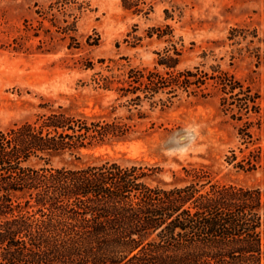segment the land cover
<instances>
[{"label": "trees", "instance_id": "obj_1", "mask_svg": "<svg viewBox=\"0 0 264 264\" xmlns=\"http://www.w3.org/2000/svg\"><path fill=\"white\" fill-rule=\"evenodd\" d=\"M73 4L56 0L38 10V26L26 23L33 36L44 20L72 12ZM135 7L123 0L125 10ZM69 16L73 22L63 21L61 29L68 49H79L69 36L77 17ZM154 35L171 43V50L156 53L163 72L105 74L79 62L93 72L95 90L115 95L108 115L44 104L33 120L0 130V264H264V190L214 181L206 166L184 167V184L171 188L152 185L161 170L142 164L52 166L54 159L80 162L82 150L124 142L157 108L169 109L180 95L207 98L211 88L243 147L241 160L230 151L225 162L245 173L264 169V96L219 67L176 70L182 49L171 41V28L146 31L147 38ZM97 45L88 38L87 46Z\"/></svg>", "mask_w": 264, "mask_h": 264}, {"label": "rangeland", "instance_id": "obj_2", "mask_svg": "<svg viewBox=\"0 0 264 264\" xmlns=\"http://www.w3.org/2000/svg\"><path fill=\"white\" fill-rule=\"evenodd\" d=\"M55 1L0 0V130L33 120L44 104L88 116L108 115L115 95L95 90L93 72L84 71L79 62L87 60L105 74L104 69H121L114 71L117 75L127 69L163 72L156 53L172 48L167 37L147 38L146 31L157 27L169 26L171 41L182 49L176 70L202 65L211 73L219 67L264 96V0H134L132 10L123 8V0H72V12H55V20H44L34 37L27 24L38 26L37 11ZM79 5L84 7L80 12ZM70 13L77 22L69 36L79 49H68L71 41L61 29L63 21L73 22ZM231 31L233 40L228 39ZM88 38L98 45L87 46ZM208 92L207 98L180 95L169 109L151 113L128 140L82 150L80 162L54 159L52 166L108 160L158 167L161 172L151 184L166 188L184 184V167L206 166L214 181L263 191V168L245 173L225 162L230 151L241 160L243 147L237 125L221 112L214 91ZM151 124L153 129L144 134Z\"/></svg>", "mask_w": 264, "mask_h": 264}]
</instances>
